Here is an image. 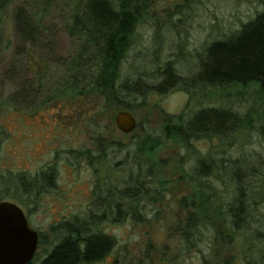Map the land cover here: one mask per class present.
Wrapping results in <instances>:
<instances>
[{
    "label": "rangeland",
    "instance_id": "1",
    "mask_svg": "<svg viewBox=\"0 0 264 264\" xmlns=\"http://www.w3.org/2000/svg\"><path fill=\"white\" fill-rule=\"evenodd\" d=\"M72 1L11 0L0 19V183L23 172L29 179L48 166L57 171L54 190L31 192L22 203L1 199L19 206L38 233L33 264L54 244L52 226L80 219L95 208L93 190L111 188L129 171L135 176L144 168L143 174L149 170L153 184L161 186L160 194L145 200L148 221L102 225L116 239V247L95 264H264V257L255 261L264 245L248 240L245 233L228 231L227 237L201 230L195 241L185 243L177 228L192 212L183 199L190 200L194 187L184 174L198 159L226 151L257 167L260 179L253 199L258 212L251 226L264 233V93L258 95L256 86L190 92L176 87L164 95L136 97L129 106L137 127L122 134L114 119L123 108L111 102L101 105L93 97L56 100L54 88L77 53L76 38L66 32ZM148 5V20L138 26L136 44L119 72V79L139 78L148 85L157 83L153 72L169 62L178 77H193L204 47L237 30L264 6L263 0H148ZM19 13L35 24L32 30L19 25ZM201 107L249 113L252 125L224 145L205 140L187 147L170 138L141 152L150 136ZM82 150L92 156L90 162L78 157ZM229 191L222 194L223 202ZM210 222L222 225L220 220Z\"/></svg>",
    "mask_w": 264,
    "mask_h": 264
},
{
    "label": "trees",
    "instance_id": "2",
    "mask_svg": "<svg viewBox=\"0 0 264 264\" xmlns=\"http://www.w3.org/2000/svg\"><path fill=\"white\" fill-rule=\"evenodd\" d=\"M10 2L0 0V19ZM148 8V0L72 1L66 32L76 38L77 53L70 59L63 81L54 88L57 101L72 102L77 98L87 101L93 97L101 105L111 102L130 112V99L148 94L164 95L176 87L190 92L256 86L258 95L264 93V6L237 30L204 47L196 57L197 72L193 77L187 80L178 77L169 62L153 72L156 84L148 85L139 78L119 79L122 64L136 44V30L148 20ZM16 19L24 30L29 26L32 30L35 25L22 13L17 14ZM50 100L48 98V102ZM96 109L100 111L99 107ZM248 115L224 107L192 110L188 115L177 116L175 122L165 125L157 135L150 136L141 152H147L153 143L170 138L187 147L194 141L205 140L224 145L234 139L238 131L250 128L252 122ZM261 133L264 139V128ZM77 154L80 159L91 161L88 152L82 150ZM256 170L254 162L232 158L226 151L198 159L184 174L192 181L194 191L190 200L183 199L190 203L192 212L177 225L181 239L191 243L201 230H215L217 235L224 232L229 237L230 231L239 236L245 233L248 240L264 245V233L251 226L258 212L253 199L260 179ZM144 171L145 168L135 176L129 171L117 185L93 190L95 208H89L80 219L52 226L54 244L39 264H95L110 256L116 239L106 234L102 225L126 221L139 225L148 221L145 200L161 193V186L153 184V174L149 170L143 174ZM10 178L14 182L3 180L0 183V201L11 198L22 203V197L25 199L31 192L40 194L54 190L57 171L54 166H48L29 179L24 172ZM218 184L225 188L223 192ZM228 188H231L229 198L223 202L222 194L227 193ZM210 220H220L222 225H214ZM262 257L264 252L257 254L255 261ZM35 259L36 254L29 264Z\"/></svg>",
    "mask_w": 264,
    "mask_h": 264
},
{
    "label": "water",
    "instance_id": "3",
    "mask_svg": "<svg viewBox=\"0 0 264 264\" xmlns=\"http://www.w3.org/2000/svg\"><path fill=\"white\" fill-rule=\"evenodd\" d=\"M114 121L122 134H130L137 127L135 118L126 110L117 112ZM38 241V233L29 226L22 209L0 201V264H29Z\"/></svg>",
    "mask_w": 264,
    "mask_h": 264
}]
</instances>
